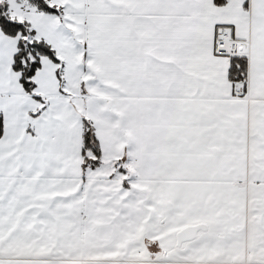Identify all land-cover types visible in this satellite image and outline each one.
I'll list each match as a JSON object with an SVG mask.
<instances>
[{
	"label": "snow or ice",
	"instance_id": "snow-or-ice-1",
	"mask_svg": "<svg viewBox=\"0 0 264 264\" xmlns=\"http://www.w3.org/2000/svg\"><path fill=\"white\" fill-rule=\"evenodd\" d=\"M0 264H264V0H0Z\"/></svg>",
	"mask_w": 264,
	"mask_h": 264
}]
</instances>
